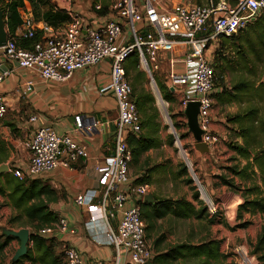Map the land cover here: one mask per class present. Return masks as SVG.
Segmentation results:
<instances>
[{"label":"built area","instance_id":"built-area-1","mask_svg":"<svg viewBox=\"0 0 264 264\" xmlns=\"http://www.w3.org/2000/svg\"><path fill=\"white\" fill-rule=\"evenodd\" d=\"M30 1L23 0V22L13 34L7 33L6 43L0 48V67L5 63H14L29 72L31 78L25 86L30 90L35 77L42 81L62 83L77 70L94 66L105 59L110 60L107 88L115 101L117 124L113 155L104 172L106 182L100 190H87L76 195L73 202L78 208H85L89 214H100L105 224L106 244L113 249L116 258L125 250L131 264L150 263L155 250L147 239L139 202H143L150 193L151 186L148 183H134L129 176L132 158L126 138L139 135L142 127L132 99L131 86L125 76L124 61L132 54L137 55L158 111L165 113L168 103L163 99L155 77L160 67L159 57L166 50L184 47L181 59L184 72L179 75L170 72L166 87L174 92L182 88V113L188 102L199 103L197 121L203 133L201 141L211 149L219 143V137L210 128L211 94L215 90L216 76L207 55L208 49L213 42L218 44L219 37H230L252 24L264 12V0H236L234 5L224 0L216 4L209 1L204 5H197L193 0H111L114 20H107L98 28H84L83 15L70 10L69 21L62 30L54 29L43 20H35ZM102 1H94L91 6L94 12L102 10ZM141 22L146 31L136 26ZM122 39L124 43L120 44ZM20 40L33 42L26 49L18 44ZM173 56L170 65L174 62ZM4 77L5 73H0V82ZM7 111L6 104L0 100V119L6 116ZM29 121L36 119L33 116ZM100 126L99 120H92L93 128ZM174 135L177 139L175 132ZM24 148L29 153L26 168L11 170L20 180L44 178L59 167L71 169L79 160L89 157L84 143L68 134L58 135L46 126L35 127L24 142ZM187 166L192 168L190 163ZM197 190L199 200L208 214L213 215L216 208L199 182ZM114 220L116 226L112 227L110 222ZM98 221V218H90V223ZM54 227L58 232L75 233L69 229L65 218H59ZM63 253L65 264H86L75 247L65 246ZM235 264L259 263L255 256L240 249Z\"/></svg>","mask_w":264,"mask_h":264},{"label":"trees","instance_id":"trees-1","mask_svg":"<svg viewBox=\"0 0 264 264\" xmlns=\"http://www.w3.org/2000/svg\"><path fill=\"white\" fill-rule=\"evenodd\" d=\"M51 0H31L30 6L35 20H43L51 27H56L69 20L65 10L56 9L50 4ZM197 5H204L211 1L217 3L219 0H193ZM234 5L236 0H224ZM4 3L2 6L1 3ZM0 8L4 12V22L7 33L13 34L22 24L24 19L23 0H0ZM107 12L103 4L102 10L97 13L103 15ZM244 33V36L242 34ZM38 38L36 37L35 40ZM33 40H20L18 44L26 49L31 47ZM229 44L235 49L243 47V52L237 62V69L246 71L241 74L229 86H215L217 91L211 94L216 105H237L238 110L227 116V122L233 127L230 129L233 144L229 145L234 157L233 164L225 168V172L216 176L218 185L225 186L233 194L242 199V203L236 208V221L238 222L232 231L246 228L250 221L243 220V215H261L264 218V12L246 28L238 31L230 37L218 38V49L214 54L212 63L214 72L216 68L223 69L222 64L229 62L225 56H221L224 47ZM245 48V50H244ZM239 54V52H237ZM251 59L254 60L252 63ZM255 64L261 65V72L255 73ZM125 76L129 81L133 77L132 99L135 102L140 115L142 131L139 135H129L126 143L131 152V163L139 165L142 156L150 150L158 149L162 145L159 138L161 129L158 120V110L155 107L154 98L138 82L143 80L145 74L140 72L138 57L136 54L128 56L123 64ZM224 67V66H223ZM216 76V73H215ZM160 81V80H159ZM130 84V83H129ZM163 99L173 102L170 89L163 83L159 84ZM186 126V124H184ZM184 137V136H182ZM238 138L240 142L235 141ZM174 136L169 135L164 142L171 146ZM3 156L0 155V160ZM244 162L243 165L241 163ZM147 163H142L143 168ZM153 166L141 172L135 183H149L150 174L156 170ZM180 170L177 175L184 173ZM5 176V187L9 204L16 210V215L10 218L13 222L24 217L32 226L30 233V244L27 254L17 259L13 264H21L24 260H30L37 264H63L64 254L57 251V244L52 239H46L41 235L44 229H53L58 221V216L50 209V205L56 201V191L42 179L20 180L11 175ZM190 183V180L186 181ZM5 193L3 190L1 191ZM194 202L185 198L164 199L153 195L152 203L139 202L141 217L146 225L147 233L154 231L156 223L167 217L181 220L194 219L197 221L206 220L208 224L225 225L223 220L217 216L209 217L207 209L198 200L197 194H193ZM16 240L11 236H0V264L4 263L5 249L12 241ZM159 241L154 244V249ZM221 240L203 239L198 243H178L169 246L164 251H155L150 264H226L225 256L220 250ZM157 252V253H156ZM251 255L255 256L259 264H264V225L252 245ZM65 264V262H64Z\"/></svg>","mask_w":264,"mask_h":264},{"label":"crops","instance_id":"crops-1","mask_svg":"<svg viewBox=\"0 0 264 264\" xmlns=\"http://www.w3.org/2000/svg\"><path fill=\"white\" fill-rule=\"evenodd\" d=\"M50 2L55 5L56 9L65 10L67 15L70 10L81 13L85 20L84 28H98L107 20L115 19V11L110 4L111 0L102 1L107 8V12L103 15L94 12L92 8L90 9L88 2L83 0H51ZM68 21L53 28L62 30ZM136 26L143 31L147 30L143 22L136 24ZM123 43L124 39H122L120 44ZM173 54L175 55L173 56ZM183 54L184 47H176L174 50H166L160 54L159 62L163 63L164 61L168 65L167 75L164 80L162 81V78H159L165 86L169 85L168 76L170 72L174 75L183 74L184 64L181 62ZM172 56L174 62L170 65ZM110 68V60L105 59L94 66L75 71L66 82L42 81L35 77L33 79V87L27 90L25 84L31 78L29 72L18 68L14 63H5L0 67V73H5L4 80L0 82V100L6 104L8 110L6 116L0 119V139L5 142L6 148L10 146V149L1 158L0 164H8L11 161L14 163L13 168L25 169L29 153L24 148V142L30 137L32 130L38 126L50 127L58 135L68 134L78 142L84 143L88 148V159L79 160L72 165L71 169L59 167L44 178H39L49 184L57 193L56 201L50 205V209L58 218H65L69 229L75 231V233L58 232L54 227L48 232L41 233V235L46 239L54 240V243L57 244L58 252H63L65 246L75 247L81 253L82 259L86 264H131L129 255L125 250H122L118 258H116L113 249L106 244L104 235L105 224L101 221L100 214H89L85 208H78L73 202L76 195L87 190H100L106 182L104 172L109 159L113 155L114 131L117 124L115 101L107 88L110 80ZM215 91H217L216 88ZM170 92L175 93L173 89H170ZM217 106L223 110L219 112L218 117L212 114L210 128L221 141L228 143L227 140L232 139L230 129L233 127L227 122V116H229L228 108L230 107L229 105ZM234 106L237 112L238 107L237 105ZM230 109L232 111V108ZM235 111L230 112V115L235 113ZM33 116L36 121L30 122L29 118ZM92 120H99L101 126L93 128ZM167 134L168 136L171 135L170 129H167ZM160 139L162 141V138ZM235 141L240 142L238 138ZM165 145L164 141H162L159 149H162ZM218 145L219 143L211 149L207 147L208 149L206 150L204 148L198 149L195 143L194 154L197 158H201V161L207 160L208 162L220 163L221 158L218 155L213 156V150ZM153 150L142 156L141 164ZM226 151L232 155L234 154L229 148ZM20 153H24L27 156L26 161L19 159ZM243 164L244 162L241 163V165ZM227 166L229 167V165ZM2 173L9 176L11 175V170L8 169V171ZM129 176L130 180L135 183L138 176L132 177L130 173ZM0 183L5 186V176L0 178ZM148 184L151 186L150 193L152 198L153 195L157 196L153 186L150 183ZM186 200L191 201L190 199ZM240 200H237V206L242 203ZM191 202L194 201L192 200ZM7 205V213L15 216L16 210L9 203ZM208 216L211 217L212 215L208 214ZM91 217L98 218L99 221L90 223ZM110 223L112 227L116 226L115 220ZM16 241L18 240L16 239ZM149 242L151 243L150 240ZM30 247L29 241L28 248ZM62 262L64 264V259ZM21 264L37 263L24 260Z\"/></svg>","mask_w":264,"mask_h":264},{"label":"rangeland","instance_id":"rangeland-1","mask_svg":"<svg viewBox=\"0 0 264 264\" xmlns=\"http://www.w3.org/2000/svg\"><path fill=\"white\" fill-rule=\"evenodd\" d=\"M83 1L88 2L89 8L91 9V6L95 0ZM4 3L5 2L1 3L2 6H4ZM50 4L53 5V3ZM110 4L112 5V2ZM244 33L245 32H243L242 36H244ZM218 49H220V46L218 47L217 42H213L210 46V50L207 53L212 63H214V54ZM237 52H239V54ZM242 52L243 47L235 49L234 45L232 44L224 47L222 53L220 54L221 56H225L229 62L227 65L222 64V62L218 63L222 65L223 69H219V67L216 68V65L213 64L216 73L215 86H229L231 82H233L241 74H247L246 71H240L236 67ZM251 61L254 63L253 59H251ZM159 66V70L156 72L155 76L158 87L159 84L164 80V77L167 75L168 71V65L165 64L164 61L163 63L159 62ZM139 70L145 74L142 68L139 67ZM254 70L255 73L257 72L259 74L261 72V65L255 64ZM159 78H162V81H159ZM129 83L132 88V84L134 83L133 77L129 78ZM137 86L140 88L142 87L150 93L146 74L145 77H143V80L138 82ZM182 91V88H179L177 89V92L174 94L172 93L173 102L171 103L164 99L168 103L165 113H160L158 111V120L161 126L159 138H162V141L165 142L166 137L168 136L167 129H170L171 135L174 136L173 144L171 146L165 145L162 149L158 148V150H153L151 153H149V155L145 157V162L147 163L145 168H143L142 164L135 165L130 162L129 173L132 177L136 175L140 176V173L143 171L146 172V169L150 168V166L157 167L156 170L150 174L151 179L149 180V183L153 186V190L155 189L157 197L164 199L185 198L192 201L193 194H197L199 197L197 190V182H199L205 188L207 194L210 196L213 202V205L216 208V212L211 217L217 216V218L223 220L225 225L208 224L205 220H175L172 218H166L156 223V227L153 232L146 234L147 239L151 241L153 246L156 241H159V245L156 248L157 251H164L169 246L178 243L195 244L206 238L218 239L221 240L220 248L221 252L225 256L226 264H235L238 250H245L251 255L252 245L255 243L256 238L258 237L262 225H264V218L259 214L254 216L245 214L243 215V220L250 221V225H248L246 228L232 231V228L238 223L236 221V202L241 198L238 195L230 192L227 187L218 185L216 176L225 172V168L223 167H226V165L231 166L233 164L231 159L235 155H232L230 152L226 151L229 148V145L234 143L232 141L233 139L227 140L228 143H225L219 139L221 142H219L218 147L213 150V156L218 155L221 158L220 163L208 162L207 160L201 161V158H197L194 154V145L196 142L194 140L193 134L188 130L187 125L184 126V124L187 122V119L184 113H182ZM155 107L157 108L156 103ZM229 107L232 108V111L230 108H228V115H230V112H234L236 109L234 105H229ZM222 110L223 109H220L215 104L213 99L211 117L212 114L218 117L220 114L219 112ZM174 132L178 136L177 139L174 135ZM5 145V142L0 139L1 156H3L5 152L8 151V149H10V146L6 148ZM19 159L26 161L27 156L24 153H20ZM188 163L191 164V169L188 168ZM3 164L6 165L8 169H13L14 163L11 161L8 164L2 163L0 166ZM182 169H184L185 172L181 175H177ZM1 174L2 173H0V175ZM188 180H190V183H186ZM2 190L5 193L1 192ZM6 192V187L0 183V236H6L7 232L18 231L24 228L30 232V230H32V226L24 217H20L11 223L9 222L10 218L14 216L7 213L6 211L8 208L7 203H9ZM240 201L242 202V200ZM18 248V241L14 240L10 243V245L5 249L3 264H13L14 254Z\"/></svg>","mask_w":264,"mask_h":264},{"label":"water","instance_id":"water-1","mask_svg":"<svg viewBox=\"0 0 264 264\" xmlns=\"http://www.w3.org/2000/svg\"><path fill=\"white\" fill-rule=\"evenodd\" d=\"M6 38H7V30L4 22V12L0 8V48H2L5 45ZM198 109H199V103L197 101L188 102L186 108L184 109V115L186 116L187 119L186 125L188 130L193 134L197 148L198 149L204 148L207 150L208 149L207 146L201 141V136L203 133L198 127V121H197ZM4 171H8V167L3 164L0 166V173ZM143 202L152 203L153 202L152 195L148 194L147 196H145ZM6 236L14 237L19 242V248L16 250L14 254V262L17 259L27 254L28 244L30 241V234L27 229L24 228L18 231H10L7 232ZM146 264H150V263H146Z\"/></svg>","mask_w":264,"mask_h":264}]
</instances>
